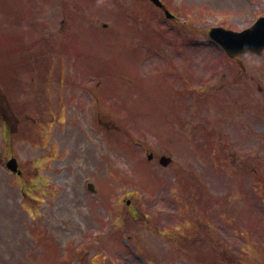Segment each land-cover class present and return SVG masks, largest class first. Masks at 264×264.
Wrapping results in <instances>:
<instances>
[{"label": "rangeland", "instance_id": "1", "mask_svg": "<svg viewBox=\"0 0 264 264\" xmlns=\"http://www.w3.org/2000/svg\"><path fill=\"white\" fill-rule=\"evenodd\" d=\"M72 1L76 5L72 9H66V0L56 1L65 9L61 13L54 0H0V92L8 98L5 99L9 106L1 95L0 264H264V185L258 188L259 177L254 180L251 172L257 164L252 171L257 174L259 170L264 180V134L246 143L257 147L251 157L216 156L227 166L221 171L210 157L213 147L208 145V139L202 143L188 133L196 132L192 130L193 122L203 126L205 132L220 129L222 119L214 107L193 103L185 81H179L180 70L185 71L189 83L194 82L195 76L209 73L203 59L212 51L221 53L213 43L199 44L197 38L203 37L202 29L182 24H190L189 18L195 14L200 16L197 23L223 21L232 27H244L256 15H264V0H165L177 13L176 22L164 18L162 11L142 0ZM97 3L101 4L100 10L71 12L97 7ZM14 11L24 13L17 26L10 15ZM61 17L71 39L62 45L57 39L54 54L47 60L45 46L39 44L42 37L31 39L33 30L28 25L50 20L54 34ZM89 21L99 27L98 33L90 25L84 26ZM73 23L82 27L70 31ZM184 52L201 55V60L189 61L187 56L182 57ZM144 53L145 58H139ZM58 60H64L68 81L61 89L63 96L52 95L51 100L45 73ZM175 62L187 69L179 70ZM9 66L14 70L11 74L5 71ZM260 67L264 76L263 60ZM162 68L178 74L169 79L171 75ZM57 70L52 68L53 72ZM224 73L222 69L217 74ZM255 74L246 83L249 89ZM79 77H87L85 82L99 77L95 89L103 92L109 89L104 88V83H109L113 84V91L122 92L99 105L100 122L94 117L97 109L89 107L86 99L83 107L68 99L69 91L78 89L79 83L74 79ZM71 78L73 83L69 84ZM261 85L259 96L264 101V79ZM178 86L184 89L181 98ZM80 92L74 93L76 97ZM64 96L60 118L54 121L52 102L60 108ZM100 97L107 98L103 93ZM116 98L122 100L121 105L112 102ZM89 99L94 100L91 96ZM251 117L250 121L258 119L256 122L264 125V114L258 107ZM58 119L60 125L56 129ZM207 120L211 122L206 123ZM116 123L119 127L110 129ZM50 127V134L45 133ZM68 129L74 133H66ZM77 136L79 140L75 141ZM212 140L214 147H221L222 143ZM146 145L154 148L157 155L172 150L175 162L163 167L157 164V158L147 161ZM201 148H206L207 155L203 150L199 153ZM10 154L17 158L25 180L6 170L4 160ZM179 163L184 167L179 168ZM240 169L245 173H240ZM176 170L178 173L173 176L171 173ZM184 170L190 173L189 185L177 182L180 175L185 179ZM88 181L94 183L96 193L86 189ZM174 182L179 186L174 193L188 194L195 212L199 209L195 193L202 194L208 187L213 193L228 191L210 199L203 214L207 223L213 225L210 214L215 210L211 208L227 203L228 211L223 213L222 223H217V233L212 231L209 235L207 229L204 231L200 221H195L197 217H190L191 212L187 214L190 222L186 223L172 213L177 208L168 194L173 191L169 183ZM127 197L129 205L125 203ZM175 198L181 200L177 195ZM224 199L228 202L224 203ZM234 209L236 221L231 213ZM156 222L164 230L161 237L151 225ZM241 227L245 228L239 233L242 237L237 231ZM126 228L129 232L120 236ZM171 235L177 244L180 241V246L168 238ZM134 240L140 249L131 244ZM243 241L247 243L241 248ZM190 252L197 254V263L189 259Z\"/></svg>", "mask_w": 264, "mask_h": 264}, {"label": "water", "instance_id": "2", "mask_svg": "<svg viewBox=\"0 0 264 264\" xmlns=\"http://www.w3.org/2000/svg\"><path fill=\"white\" fill-rule=\"evenodd\" d=\"M154 1L160 5L158 0ZM222 42L228 44V47L234 50L232 52H242L246 49H252L258 52L264 47V18H260L253 26L247 28L246 31H225L224 40ZM7 166L12 170H16L15 161L13 159L9 160Z\"/></svg>", "mask_w": 264, "mask_h": 264}, {"label": "flooded vegetation", "instance_id": "3", "mask_svg": "<svg viewBox=\"0 0 264 264\" xmlns=\"http://www.w3.org/2000/svg\"><path fill=\"white\" fill-rule=\"evenodd\" d=\"M234 72V75L233 76H237L239 73H241L242 71L241 70H235V71H233ZM236 81H237V78H236ZM236 92H238V91H236ZM228 96H230V95H227V97ZM235 96H237V93H235L234 94V96L233 97H235Z\"/></svg>", "mask_w": 264, "mask_h": 264}, {"label": "bare ground", "instance_id": "4", "mask_svg": "<svg viewBox=\"0 0 264 264\" xmlns=\"http://www.w3.org/2000/svg\"><path fill=\"white\" fill-rule=\"evenodd\" d=\"M79 140V138H78V136L75 138V141H78Z\"/></svg>", "mask_w": 264, "mask_h": 264}]
</instances>
